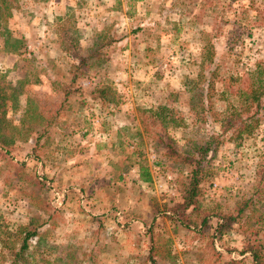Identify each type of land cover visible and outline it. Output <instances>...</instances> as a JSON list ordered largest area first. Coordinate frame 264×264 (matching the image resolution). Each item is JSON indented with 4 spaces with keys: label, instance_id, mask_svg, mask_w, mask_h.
Masks as SVG:
<instances>
[{
    "label": "rangeland",
    "instance_id": "rangeland-1",
    "mask_svg": "<svg viewBox=\"0 0 264 264\" xmlns=\"http://www.w3.org/2000/svg\"><path fill=\"white\" fill-rule=\"evenodd\" d=\"M15 6L7 30L23 47L0 37V88L15 90L7 118L27 140L0 149V264L29 223L48 246L42 264H151L150 247L156 264H252L246 244L264 246V110L247 134L220 122L240 106L228 79L264 69V0ZM206 142L199 198L211 228L181 227L171 214L184 160ZM245 200L215 236L216 216Z\"/></svg>",
    "mask_w": 264,
    "mask_h": 264
},
{
    "label": "trees",
    "instance_id": "trees-1",
    "mask_svg": "<svg viewBox=\"0 0 264 264\" xmlns=\"http://www.w3.org/2000/svg\"><path fill=\"white\" fill-rule=\"evenodd\" d=\"M15 2L16 0H0V37L4 38L3 44H5V46L9 47V49L11 47V51L19 55L21 54L19 49L23 47V44L17 40L14 44H10L11 38L7 30V21L12 17L13 11L16 8ZM228 81L235 82L237 86H241L237 88L234 93L237 103H239L240 106L232 110L230 114L224 115V118L221 119V133L226 134L232 131L234 133L236 132L235 134L237 136L242 133H250V130L253 129L254 126L259 127L261 118L258 114L260 110H264V69L261 66H257L254 71L244 73L239 77H230ZM13 91L10 96H8L3 92L2 88H0V149L5 150L11 145H14L17 138L27 140L26 137L22 136V133L16 132V134H13L11 132V130L15 131V129L7 118L8 109H15L14 105L17 100V94L14 95ZM210 91H212L211 88L208 89L206 96L209 107H211ZM102 92L105 94L106 91L102 90ZM225 93L226 92H223L221 94L222 98ZM99 97L104 101L107 99L103 95H99ZM27 107H30L28 103ZM252 107L254 108V112L248 116ZM244 114L247 115L245 120H243ZM40 138L41 136L38 137L39 140ZM210 146V142H206V144L200 147L195 145L189 158H185L184 160L192 165L191 171L188 180L184 182L181 187L182 203L175 206L171 214V219L181 227L198 226V221L200 220L199 227L203 229L211 228V226H208L207 222V210L202 208L199 198L201 195L200 186L203 181L201 162L203 160L202 158L208 153ZM195 155L199 158L198 160H194ZM250 205V200H245L237 206L235 213L217 215L218 222L213 229L215 236L220 238L228 232L234 224L244 217L245 211ZM40 226V224L33 226L29 223L27 226L18 228L20 237H18L20 240L19 244L15 246L16 242H14L8 247H3L4 250L7 248V258L4 262L8 264H42L44 261L45 263H50V261L45 258L47 255L44 257L48 246L43 236L38 233ZM34 238H37V242L35 246L30 249L29 242ZM150 250L151 264H156V249L153 250L152 247H150ZM262 250H264V246L261 248L260 245L246 244L244 253L251 256L252 264H264Z\"/></svg>",
    "mask_w": 264,
    "mask_h": 264
}]
</instances>
